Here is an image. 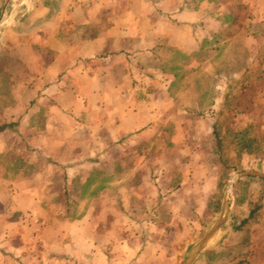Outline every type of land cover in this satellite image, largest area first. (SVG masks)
<instances>
[{
  "label": "crops",
  "instance_id": "obj_1",
  "mask_svg": "<svg viewBox=\"0 0 264 264\" xmlns=\"http://www.w3.org/2000/svg\"><path fill=\"white\" fill-rule=\"evenodd\" d=\"M14 1L0 0V22L16 12L0 43V264H177L191 225L223 212L216 103L186 101L175 68L211 44L216 5L35 0L23 18ZM253 242L243 264H264ZM211 247L192 264H229Z\"/></svg>",
  "mask_w": 264,
  "mask_h": 264
},
{
  "label": "rangeland",
  "instance_id": "obj_2",
  "mask_svg": "<svg viewBox=\"0 0 264 264\" xmlns=\"http://www.w3.org/2000/svg\"><path fill=\"white\" fill-rule=\"evenodd\" d=\"M18 1H14V4L24 7L23 13L18 12L21 16L24 15L23 18L27 17L36 5L35 0ZM211 2L217 7L219 24L216 25V34L212 37L211 44L205 45L206 47L197 55L179 59V64H176L175 68L185 69L186 72L176 78L180 83L190 85L185 93L186 101H193L195 97L194 100H201L202 106L210 100L216 103V120L212 127L221 141V152L227 161L225 169L227 174H225L226 178H223L222 190L226 191L230 203L234 201L235 187L237 193L248 195L251 192V202L240 206V210L246 213L249 206L253 207L254 202L264 204V185L260 190L256 187L259 179H250L247 175L240 178L249 183L247 193L242 186L238 188L235 184L238 179L233 181L237 172L264 173V154H261L257 147V139L264 138V0H212ZM15 14L16 12L7 13L5 19L0 22L1 44L11 26L10 23L14 21ZM11 37L16 39L15 36ZM2 46L4 47V44ZM28 94L25 93L27 97ZM5 96L8 97V94ZM9 101L12 99L10 98ZM0 122L3 123L1 118ZM261 147L260 149H264V141ZM245 150L252 153H247ZM189 172L190 170L187 174ZM59 176L62 178L61 174ZM262 183L264 184V178ZM61 185L62 183L59 182V190ZM259 192L262 196L260 198H258ZM263 208L262 215H264ZM194 222L200 224L197 219ZM212 224L213 221L204 226L201 224L200 230L195 228L194 223L191 225L190 232L184 237L183 247L178 253L177 264L184 263L191 247L201 239ZM263 224L264 220L261 221L260 227ZM222 226L223 224L211 240V245L223 234ZM237 239V236L231 240L228 238L226 246ZM244 253L243 251L241 257ZM252 255L264 262V251L252 252Z\"/></svg>",
  "mask_w": 264,
  "mask_h": 264
},
{
  "label": "trees",
  "instance_id": "obj_3",
  "mask_svg": "<svg viewBox=\"0 0 264 264\" xmlns=\"http://www.w3.org/2000/svg\"><path fill=\"white\" fill-rule=\"evenodd\" d=\"M216 138H217V144L218 147L220 148V144L221 141L218 138L217 134H216ZM258 149L259 152L262 154H264V149H260L262 148V143L264 141V138H258ZM245 152L250 153L251 151H247L245 150ZM252 153V152H251ZM226 161V160H225ZM226 171L224 170L223 172V178H226ZM236 185H238V188L240 186H242L243 190L245 191V193L248 192V185L249 183L245 180L242 179H238L235 182ZM236 187L234 189L235 194H234V207L230 212V217H229V222L223 226V228L225 229H229L230 232L232 233L229 238H234V237H238L237 242H233L231 245L226 246V245H212V249H207L204 251V254L207 256L208 259H227L230 260L229 264H243L244 261H247V257H245L246 252L242 255V250L247 246V243L249 241L250 236L254 239L253 245L261 247L259 248L258 251H255V249H253V252H259V251H264V224L262 227L261 226V221H259L258 219V215L256 216L255 213H258L260 210L262 211V208L264 207V204L261 203H257L254 202L253 203V207L249 206L248 210H249V214L246 217H243V215L245 214L244 211L240 210V206L241 204L244 202V200L246 199L247 195H245L244 193H237L236 191ZM244 194V195H242ZM262 197V196H260ZM259 197V198H260ZM251 202V200H250ZM219 206H217V213L219 211ZM264 209V208H263ZM244 213V214H243ZM223 256V257H222ZM233 257V258H232ZM234 261L233 263H230Z\"/></svg>",
  "mask_w": 264,
  "mask_h": 264
},
{
  "label": "water",
  "instance_id": "obj_4",
  "mask_svg": "<svg viewBox=\"0 0 264 264\" xmlns=\"http://www.w3.org/2000/svg\"><path fill=\"white\" fill-rule=\"evenodd\" d=\"M244 175H253V176L264 178V173L257 172V171H243V172L235 173L233 181L236 179H239L240 177ZM227 211L228 209H227V199H226V191H225L223 212L220 214L219 219L204 233L201 239L190 249L188 256L185 259L183 264H192V262L198 256V254L207 246V244L211 241V239L214 237V235L219 230L220 225L225 221Z\"/></svg>",
  "mask_w": 264,
  "mask_h": 264
}]
</instances>
